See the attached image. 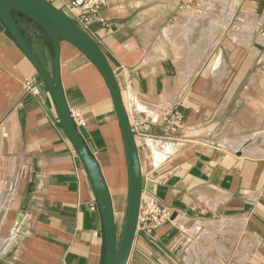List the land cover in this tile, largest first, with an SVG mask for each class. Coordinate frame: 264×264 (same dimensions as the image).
Masks as SVG:
<instances>
[{
	"label": "crops",
	"instance_id": "1",
	"mask_svg": "<svg viewBox=\"0 0 264 264\" xmlns=\"http://www.w3.org/2000/svg\"><path fill=\"white\" fill-rule=\"evenodd\" d=\"M47 1L72 18L106 56L137 127L142 200L157 199L171 211V220L155 232L136 233L127 264H264V148L251 137L227 140L229 147L186 140L178 148L179 131L190 128L186 119L174 140L154 143L163 156L143 145L141 133L162 136L161 112L174 107L177 97L181 101L194 83L203 84L219 72L210 66L209 54L201 62L196 58L192 72L183 70V43L196 26H184L183 8L192 0H104L100 15L109 27L96 21L84 27L65 6L72 0ZM234 13L244 17L238 29L253 27L264 34V0H239ZM216 22L205 28L206 44L215 29L228 24ZM24 32L53 75L45 35L32 23ZM60 66L67 102L81 114L110 191L119 233L129 169L112 96L95 64L65 40ZM31 78L39 93L24 89ZM219 222L233 229L219 228L220 236L217 229L202 228ZM217 236L225 239L223 244H211ZM102 259L100 214L90 177L45 82L0 24V264H102Z\"/></svg>",
	"mask_w": 264,
	"mask_h": 264
},
{
	"label": "rangeland",
	"instance_id": "2",
	"mask_svg": "<svg viewBox=\"0 0 264 264\" xmlns=\"http://www.w3.org/2000/svg\"><path fill=\"white\" fill-rule=\"evenodd\" d=\"M238 1L192 0L184 3V26H193L196 22L182 47L184 72H192L196 58L201 62L207 54L210 55V66L214 65L219 72H212L211 78L203 84L194 83L193 93L192 89L188 90L180 98L181 101L177 97L176 103H181L179 108L185 114L184 122L190 126L189 129L183 128V132H177L178 140H181L178 148L187 143L186 140L209 141L229 147L225 144L227 140L242 142L250 137L253 144L264 148V34L261 35L263 31L253 27L237 28L244 20L242 15L234 13ZM213 20H217L216 26L222 20H227L228 24L223 30L220 26L216 27L213 40L206 44L205 28ZM189 56L193 57V62L185 61ZM169 105L167 103L166 107ZM148 111L151 114L156 112L151 108ZM190 116L188 122H193L191 124L187 122ZM146 152L151 157L153 152L156 157L162 154L154 149L153 152ZM221 222L205 224L202 228L209 231L217 229L216 234L220 236L222 232L218 231L219 228L233 229L232 225ZM223 241L224 238L217 236L210 242L216 245L223 244Z\"/></svg>",
	"mask_w": 264,
	"mask_h": 264
},
{
	"label": "water",
	"instance_id": "3",
	"mask_svg": "<svg viewBox=\"0 0 264 264\" xmlns=\"http://www.w3.org/2000/svg\"><path fill=\"white\" fill-rule=\"evenodd\" d=\"M28 23L36 25L45 35L44 43L52 58L53 75L46 68L33 42L25 35L24 27ZM0 24L45 82L57 107L60 124L90 177L96 193L101 221L102 264H127L137 233L143 175L132 124L114 71L93 39L72 18L47 0H0ZM62 40L74 45L99 69L108 85L117 111L129 169L128 201L120 235L116 227L110 191L94 155V147L88 143L89 135L84 126L77 124L66 99L60 68Z\"/></svg>",
	"mask_w": 264,
	"mask_h": 264
},
{
	"label": "built area",
	"instance_id": "4",
	"mask_svg": "<svg viewBox=\"0 0 264 264\" xmlns=\"http://www.w3.org/2000/svg\"><path fill=\"white\" fill-rule=\"evenodd\" d=\"M103 1L104 0H72L65 3V6L68 11L76 17L77 21H80V23L84 25V27H87L92 21L102 23L104 26L109 27L104 17L100 15L101 5ZM24 89L33 93H39L40 91L34 78L26 79L24 83ZM180 104L181 103L176 104L170 110L163 111L161 112L160 116H157L158 119L161 118L163 122L162 136L147 137L148 135L146 133H141L145 135L143 140L144 148L152 150L155 142L157 145H163L166 139H175V134L182 127L185 117L184 112L179 108ZM72 115L75 118L77 124L83 125L81 114L79 112L72 111ZM151 120L147 121L145 124H149ZM132 128L135 135L137 132V127H133L132 125ZM144 130L146 132L148 128L146 127L144 128ZM170 220L171 211L167 206L154 198L142 200L138 217L137 232H145L151 234L162 225L168 223Z\"/></svg>",
	"mask_w": 264,
	"mask_h": 264
},
{
	"label": "bare ground",
	"instance_id": "5",
	"mask_svg": "<svg viewBox=\"0 0 264 264\" xmlns=\"http://www.w3.org/2000/svg\"><path fill=\"white\" fill-rule=\"evenodd\" d=\"M236 1H237V0H233V3H236ZM241 26H242V24H241ZM140 107H142V106L140 105ZM158 109H159V108H158ZM153 110H154V109H153Z\"/></svg>",
	"mask_w": 264,
	"mask_h": 264
}]
</instances>
